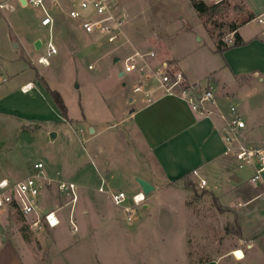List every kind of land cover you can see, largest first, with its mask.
Instances as JSON below:
<instances>
[{
	"label": "rangeland",
	"instance_id": "374dc122",
	"mask_svg": "<svg viewBox=\"0 0 264 264\" xmlns=\"http://www.w3.org/2000/svg\"><path fill=\"white\" fill-rule=\"evenodd\" d=\"M78 1L44 0L42 7L24 6L21 0H0V99L23 82H33L28 95L15 94L0 104V111L16 113L11 117L0 113V180L17 179L28 167L42 162L45 170L50 169L52 177L78 185L80 172L92 171L86 149L99 144L112 162L132 163L133 146L127 143L125 124L120 120L125 95L134 87L135 75L119 76L132 44L154 48L159 59H168L174 54L202 82L209 78L219 86L228 83L237 95L233 104L242 111L249 109L253 114L264 111V82L252 76L233 79L230 77L233 74L222 68L221 55L213 52L219 39L231 45L232 27L247 15L243 0L223 1L204 15L197 12L191 0H119L127 22L122 39L113 43H109L105 35L86 34L79 23L71 19L69 13ZM46 8L54 19L51 30L41 25ZM203 25L215 42L202 35ZM38 40L42 42L41 48L35 46ZM49 40L58 52L49 58L48 64L39 63L38 58L45 54ZM88 45L96 50L83 53ZM102 47L109 56L103 62H95L97 50ZM110 55L120 56L121 60L113 64ZM90 64H95L96 68L89 69ZM44 79L50 88L62 94L68 108V122L57 119L61 116L52 106L47 91L40 89ZM94 126L98 131L107 130L91 137L90 128ZM52 132L56 134L53 140ZM245 138L248 142L258 141L247 134ZM114 179L117 189L130 190L124 178ZM192 187L185 192L172 188L146 210L135 208L130 223L126 221V212L122 211L120 226L123 225L126 233L112 234V248L98 252L99 258L106 253L115 258H107L109 263L98 258L90 264H198L221 257H225L228 264H250V259L263 263L264 255L253 258L248 254L250 243L241 241L239 222L234 214L197 182H193ZM46 203L43 200L41 206ZM126 204H130V198ZM108 206L111 211L119 209L112 202ZM69 211L66 208L60 212L61 224L54 236L80 240L83 224L76 212L72 216L74 222H70ZM8 217L14 218L15 234L22 229L25 235L37 238L42 231L51 240L47 223L41 225V230L32 226L33 217L25 219L19 213ZM74 227L78 230L73 231ZM256 243L264 250V239ZM235 246L245 249L246 258L227 255ZM36 247L39 248V244Z\"/></svg>",
	"mask_w": 264,
	"mask_h": 264
},
{
	"label": "crops",
	"instance_id": "0c3cea01",
	"mask_svg": "<svg viewBox=\"0 0 264 264\" xmlns=\"http://www.w3.org/2000/svg\"><path fill=\"white\" fill-rule=\"evenodd\" d=\"M203 1L208 6H217L227 0ZM243 2L247 15L242 22L237 23L236 31L231 32L233 42L235 34L239 35L240 45H229L224 52H218L217 42L206 34L204 25L202 35H206L207 39L215 42L213 52L221 55L222 68L229 74H233L230 77L238 79L252 76L264 82V23L257 22L259 17H264V0H243ZM40 46L42 47V42L38 48H41ZM153 49L151 48V50ZM83 50V53H89L95 51L96 48L88 45ZM132 50L131 47L129 53ZM97 51L98 55L95 62H103L104 58L109 56L104 47ZM115 56L110 55L112 63ZM157 56L156 53V59L153 63L159 64L168 61L175 71L179 70L184 73L188 84L200 85L201 87L212 85L217 100V107L214 109L216 113L211 116L201 115L194 111L184 99L165 94L164 91L155 88L153 85L144 86L141 91L135 92L137 76L133 74L135 75L134 87L125 95L126 101L120 120L125 124L124 131L127 143H131L133 146L131 149L132 163L112 162L105 156L107 153L100 144L95 147L92 146L90 149L87 148L92 162V171L82 170L80 172L77 185L78 200L73 207L68 204L69 198L62 195L57 188V182L62 180L52 177L50 169L45 170L46 174L56 183L43 192L38 212L32 216L33 222L37 219L40 221L38 225L32 222V226L42 230L41 225L46 223L44 215L50 211L55 212L59 224L55 227L49 226L51 240L42 231L39 232L37 238H31L25 235L22 229L16 234L13 232L14 218L8 216L17 212L2 211L0 213V264H90L94 259H98V252L101 250L107 252L112 248V234L123 235L127 231L123 225L120 226L121 213L125 210L123 207L117 206L119 209L111 211L108 206L112 202L109 194L115 191H123L126 193L127 199L130 198L129 205H132V196L142 192L136 178L146 180L154 187L142 205L144 210L168 195L172 188L187 191L186 179L194 183H198L199 178L205 179L207 184L203 190L210 192L220 204L227 207L239 222L241 241L250 243L247 246L251 249L248 254H252L253 258L264 255V250H260V243H256L264 239V182L251 181L253 169L236 163L225 154L226 142L223 128L226 121L222 119L221 115L226 119L231 117L229 107L235 106L233 101L237 96L236 92L226 82L221 83L220 86L218 83L216 85V83L211 82L209 78L208 81L206 80L207 82H202V79L192 75L174 54H170L168 59H159ZM9 67L15 70L13 64H10ZM93 67L95 69L96 65L94 64ZM213 75L210 72V76ZM2 81L5 82L6 79L4 78ZM28 83L32 87L33 82L30 80L23 82L15 91L7 92L3 99H0V104L15 94L28 95L32 90L25 92L22 89ZM40 89L46 91L42 84H40ZM48 96L52 106L57 110V114L62 118L57 117V119L68 122V117L61 114L49 93ZM237 108L247 125L244 135L247 134L258 140L252 142L253 144H263L264 111L253 114L249 109L242 111L239 107ZM132 109L134 112H131ZM0 113H5L9 117L16 114L9 111H0ZM93 130V133L90 132L91 137L99 136L107 129L102 128L98 131L94 126ZM31 171L32 168L28 167L27 172L17 179L8 177L2 179L17 182L28 176ZM194 171L198 172L199 178L193 175ZM56 174L58 175L59 172ZM115 177L118 180L124 178L130 190L117 189L113 184L116 181ZM102 181L105 182V192L99 191ZM43 200L47 203L41 206ZM145 205H147L146 208H144ZM66 208L70 210V222L73 219L70 218L71 215L74 214L75 216V212L77 213L79 221L83 224V237L81 238L84 239L55 238L54 231L61 224L59 214ZM126 221L129 222L127 217ZM37 244H39V248L36 247ZM237 250L245 253L242 246H235L227 255H234ZM69 251L72 252L66 256ZM111 257L115 258V256L107 253L100 256L106 263H109L107 258ZM243 258H246V254ZM198 264L228 263L225 257H221L217 260ZM250 264H264V262L255 263L254 259H250Z\"/></svg>",
	"mask_w": 264,
	"mask_h": 264
},
{
	"label": "built area",
	"instance_id": "2783aa9c",
	"mask_svg": "<svg viewBox=\"0 0 264 264\" xmlns=\"http://www.w3.org/2000/svg\"><path fill=\"white\" fill-rule=\"evenodd\" d=\"M36 5L44 7V0H24L23 5ZM1 7V6H0ZM70 17L78 22L82 30L88 35H105L109 43L118 42L122 39L126 14L121 12L119 0H79L74 4ZM258 23H264V17L257 19ZM41 25L50 30L54 25L52 15L45 9ZM229 41L233 43L232 38ZM231 43V44H232ZM132 52L124 57V74H135L137 76L135 92L141 91L144 86L153 85L164 91L165 94L174 95L184 99L191 108L204 116L214 115L217 107V100L214 93V87L208 85L201 88L194 84H188L182 71H175L168 61L159 64L153 63L156 59V52L151 49L132 45ZM58 50L52 40L47 42L45 54L38 58V62L48 64L49 58L57 54ZM93 69V65L89 66ZM27 89V87L22 88ZM231 117L226 119L224 130V139L226 142L225 154L229 159L236 163L248 166L253 169L251 181L264 182V143L253 144L248 142L244 135L247 125L239 109L231 105L229 107ZM42 162H37L32 166L31 173L24 179L17 182H11L7 179L0 180V213L3 210L17 212L24 218H30L36 215L40 206L43 192L49 189L56 181L49 177ZM198 176V172H193ZM199 178V176H198ZM207 181L199 178L198 185L203 189ZM105 182L102 181L99 187L100 192H105ZM59 192L69 198L72 207L78 200V187L73 182H57ZM114 205L123 207L127 220L131 222L132 211L140 208L146 201L143 192L132 196V205H126L127 195L123 191H115L109 194ZM72 219V215L70 217ZM39 219L34 221L38 225ZM44 221L50 226L55 227L59 224V219L54 211L47 212L44 215ZM71 222H73L71 220ZM76 227L73 228L76 231Z\"/></svg>",
	"mask_w": 264,
	"mask_h": 264
},
{
	"label": "trees",
	"instance_id": "16d2710c",
	"mask_svg": "<svg viewBox=\"0 0 264 264\" xmlns=\"http://www.w3.org/2000/svg\"><path fill=\"white\" fill-rule=\"evenodd\" d=\"M191 1L193 2L195 9L197 10V12L200 15H204L207 12L212 11L216 8L215 6H208L203 0H191ZM236 29H237V26H233L231 29V32L236 31ZM237 45H240V37L238 34H235V39H234V42L231 44V46H237ZM228 47H229V45L227 43H225L222 39L218 40V42H217V51L218 52H224V50L227 49ZM41 82H42V85L44 86V88L46 89V91L49 93V95L53 99L54 103L56 104V106L59 109V111L61 112V114L64 117H66L67 116V107L65 105V102H64L61 94L57 90L50 88V86L48 85V83L45 80H42ZM192 185H193V182L191 180H189V179L185 180V187L186 188H193ZM192 190H194V189H192Z\"/></svg>",
	"mask_w": 264,
	"mask_h": 264
},
{
	"label": "water",
	"instance_id": "95a60500",
	"mask_svg": "<svg viewBox=\"0 0 264 264\" xmlns=\"http://www.w3.org/2000/svg\"><path fill=\"white\" fill-rule=\"evenodd\" d=\"M22 2L24 3V0H22ZM39 45H41V41H38L36 42L35 46L38 48ZM14 46L15 48L18 47V44L17 43H14ZM121 59L119 56H115L113 58V63L116 64L117 62H119ZM120 77L123 76V72H120ZM131 112H134V110L132 109ZM90 132L93 133L94 130L93 128L90 129ZM56 137V134L54 132H52L50 134V138L53 140L54 138ZM137 182L139 183L141 189H142V192L144 193L145 196H147L150 192H152L154 190V187L149 183L147 182L146 180H143L141 178H136ZM147 205L144 206V208H146Z\"/></svg>",
	"mask_w": 264,
	"mask_h": 264
},
{
	"label": "bare ground",
	"instance_id": "6f19581e",
	"mask_svg": "<svg viewBox=\"0 0 264 264\" xmlns=\"http://www.w3.org/2000/svg\"><path fill=\"white\" fill-rule=\"evenodd\" d=\"M25 87H27V89H24V91L26 92V91H28L30 88H31V86H30V84H27ZM234 255L237 257V258H243V252L241 251V250H237V251H235L234 252Z\"/></svg>",
	"mask_w": 264,
	"mask_h": 264
}]
</instances>
